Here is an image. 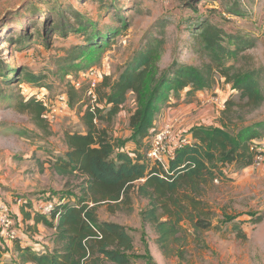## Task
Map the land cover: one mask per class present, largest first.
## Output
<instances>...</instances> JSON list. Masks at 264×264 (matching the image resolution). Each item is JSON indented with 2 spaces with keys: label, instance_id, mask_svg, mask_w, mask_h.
Wrapping results in <instances>:
<instances>
[{
  "label": "rangeland",
  "instance_id": "rangeland-1",
  "mask_svg": "<svg viewBox=\"0 0 264 264\" xmlns=\"http://www.w3.org/2000/svg\"><path fill=\"white\" fill-rule=\"evenodd\" d=\"M55 8L67 17L70 8L77 9L81 17L90 21L91 31L98 29L103 35H109L103 48L91 59H79L75 65L81 68L70 69L73 71L67 72L68 77L61 70V64L68 50L87 45L86 35L50 32L48 39L43 38L44 25L55 15L57 18ZM206 20L220 26L227 34L255 38L256 45L242 53L252 55L253 67H264V0H0V191L23 186V182L32 177L35 178L26 181L27 186L44 187L46 181L43 182L42 173L48 169L46 161H54L65 153V131L86 130L81 114L93 104L89 80L92 72L99 79L98 85L106 76L117 79L134 54L156 42L155 39L162 43L159 63L162 69L169 68L175 61L201 65L203 57L194 50L193 31L198 23ZM69 21L73 23L75 19L69 17ZM21 36H26V40L22 41ZM4 65L16 71L7 81L4 72L9 68L3 70ZM238 65L247 66L243 61ZM29 73L41 75L42 80L39 83L30 80ZM77 80L80 81V101L69 104L52 122L51 134L44 133L33 123L29 113L17 108L21 101L33 97L41 96L48 104L59 101L63 94L70 99L67 91ZM262 82L264 86V75ZM84 87L88 92L82 90ZM189 90L169 94L151 119L153 127L143 139L136 136L130 126L137 102L135 95L129 93L109 126L116 154L136 158V151L156 164L157 159L150 156L151 159L148 153L156 143L163 142L161 134L167 133L165 159L169 163L173 159L171 155L175 158L182 139H190L187 135L193 127L221 126L227 100L238 95L220 76L211 89L199 90L195 95H189ZM239 115L244 117L245 125H260L257 127L260 136L252 142L260 154L250 166L241 167L237 163L222 166V176L202 182L194 195L203 201L199 208L208 211L206 217L193 212L192 220L188 212H184L178 221V216L171 218L161 208L154 212L151 201L136 190L132 191L131 205L116 206L114 211L108 204L98 206L101 220L117 222L133 235V249L127 253L129 264H264V104L254 111H239L235 122H240ZM103 125L107 127L108 123L103 122ZM49 172L53 187L60 181L55 187L60 191L51 188L29 194L41 196L50 191L56 197L65 194L76 200L81 196V178L71 177L66 185V179H57ZM51 194L38 198L45 200L42 204L61 203V199L57 201ZM3 202L11 207L10 202L0 201ZM182 202L188 204L190 199ZM170 206L177 210L174 204ZM189 208L192 210V206ZM12 210L10 230L17 231L18 236L13 239L16 240L20 239L23 228ZM199 218L203 222L197 229L194 224L200 222ZM169 219H172V233L167 240H162L157 222ZM7 234V228L0 224V235L4 236L0 238V247L5 252L9 250V243H15ZM28 236L29 241H36L31 233Z\"/></svg>",
  "mask_w": 264,
  "mask_h": 264
},
{
  "label": "trees",
  "instance_id": "trees-1",
  "mask_svg": "<svg viewBox=\"0 0 264 264\" xmlns=\"http://www.w3.org/2000/svg\"><path fill=\"white\" fill-rule=\"evenodd\" d=\"M56 10L57 18L55 15L43 27V38L48 39L55 32L86 35L87 45L68 50L61 64V70L69 73L81 68L75 65L79 59L94 57L108 42L109 35H103L98 29L91 31L90 21L81 17L77 9H69V17L75 19L73 23L62 10L55 8L54 12ZM50 32L53 33L49 35ZM193 36L194 50L203 57L201 65L175 61L169 68L162 69L159 64L162 43L155 39L156 42L149 43L145 49L134 54L117 79L112 80L106 76L97 86L95 107L91 104L81 114L86 130L65 131L63 140L67 151L52 164L55 171L67 178L66 185H69L71 177L81 178V196L73 203L56 205L50 215H44L41 211L32 215L24 211L26 221L33 219L35 226L43 223L56 230V247L51 252L37 251L29 246L23 247L17 239L15 248L21 263L129 264L127 253L133 249V235L117 222L101 220L98 206L108 204L110 210L114 211L116 206L131 205L132 191L136 190L137 194L151 201V205L155 206L154 212L161 208L171 218L178 216V221L184 212H188L192 220L195 217L193 212L206 217L208 211L199 208L204 204L203 201L194 195L202 182L205 179L214 181L222 176V166L237 163L247 167L254 164L260 153L252 142L260 136L257 129L260 125H245L241 115L238 117L240 122L234 119L239 111H254L264 104V67H253L252 55L242 53L254 47L256 39L227 34L220 26L208 20L196 25ZM25 37L21 36L22 41L26 40ZM240 61L247 66L238 65ZM6 67L8 65L1 68L5 70ZM8 68L4 72L5 81L9 80L13 72L16 74L12 68ZM218 76L224 77L238 95L227 100L222 111L221 126L199 125L189 131L190 135L187 136H190L191 143L177 148L175 158L169 162L168 171L160 163L154 164L136 151V158L125 153L116 154L109 126L127 101L129 93L135 95L137 102V108L130 117V126L135 135L143 139L153 127L151 119L160 104L168 100L171 92L178 93L190 88L188 94L195 95L199 90L213 88ZM28 77L36 83L42 80L41 75L34 73H29ZM15 78L18 79V75ZM82 90L86 91L87 87ZM67 93L71 105L80 101L81 91L72 83ZM17 108L29 113L33 123L44 133L51 134L49 128L52 125L43 117L47 109L43 100L33 97L21 101ZM103 122L108 123V126H104ZM185 198L190 199V203H183ZM170 203L177 210L171 209ZM199 220L194 224L197 229L203 222L201 218ZM171 224L172 219L157 222L162 240H167L172 233Z\"/></svg>",
  "mask_w": 264,
  "mask_h": 264
},
{
  "label": "crops",
  "instance_id": "crops-1",
  "mask_svg": "<svg viewBox=\"0 0 264 264\" xmlns=\"http://www.w3.org/2000/svg\"><path fill=\"white\" fill-rule=\"evenodd\" d=\"M133 149H134V147H133ZM137 149H138V147H137ZM66 151H67V148L65 149L64 152H66ZM64 155H65V153L58 155L56 158H54V161H50V160L46 161V163L48 162L47 163L48 169L44 170V172L42 173L43 182L46 181V183L44 184V187H42L41 185L38 187H35L34 185L27 186L26 181L29 179L35 178V177H32V178H28L27 180H25L22 184L23 186H19L15 189H11V190L9 189L5 192L0 191V201L10 202L11 208L14 209L12 211H15L17 213L18 220L22 222L21 229L23 228L22 229L23 233L20 234V239H18L19 240L18 242L23 247L29 246V247H32L33 250L43 249V251H49V252L53 251L56 247V243H55L56 230L55 229L50 228V227H46L44 224H40V223H38L37 226H35V221L33 219L26 221L25 215L23 214V216H21V214L24 211H28L29 213L34 215V213L37 211L38 207L40 205H42V202L45 201L43 199L38 198V196H40V194L35 193V195H32L29 193L45 192L48 189L50 190L51 188H55L56 186L60 185L59 184L60 181H59L56 184V186L53 187L54 183L50 182L49 177H48L50 175L49 170L52 172V174L54 176L57 177V179L64 178L67 181V178L60 175L52 167L53 162H55L59 157H62ZM50 166H51V169L49 168ZM63 182H64V180H63ZM46 186H49L50 188H48ZM5 188L8 189L7 187H5ZM57 190L60 191L59 189H57ZM57 190L55 188L54 191L58 192ZM50 194H51V192L49 191V192L44 193L42 195H49L50 196ZM42 195L40 196V198L42 197ZM51 196L54 197V199H56V200L61 199L60 202L66 200V202L73 203L76 201L75 197H72V196L69 197L65 194H62V195L59 194L60 197H56L55 195H52V194H51ZM30 233L32 234L33 239H35L36 241H33V240L29 241L30 237L28 235ZM39 233H41L42 235H39ZM0 238H4V236L0 235ZM1 242L2 241L0 239V244H1ZM8 245H9V250L7 252L3 251L0 247V264H16V262H17V264L18 263L19 264H34L33 262L21 263L20 258H19V252L15 248L16 241H15V243L12 242V243H9Z\"/></svg>",
  "mask_w": 264,
  "mask_h": 264
},
{
  "label": "built area",
  "instance_id": "built-area-1",
  "mask_svg": "<svg viewBox=\"0 0 264 264\" xmlns=\"http://www.w3.org/2000/svg\"><path fill=\"white\" fill-rule=\"evenodd\" d=\"M89 80L91 82V88L93 89V92L91 94L92 95V99H93V107H95V103L98 99L97 93H96V88L98 86L99 83V79L98 77H96L94 75V72L91 73V76L89 77ZM72 84L75 86V88H79L80 86V81H73ZM90 85V83H89ZM89 88V86H88ZM88 88H87V92H88ZM39 96V95H38ZM38 99H42V97H38ZM69 99H67L66 95L63 94L62 96L59 97V101H52L50 104L45 103V105L47 106L46 111L43 114V117L49 121L50 124H52V122L59 117L62 113L65 112L66 108L69 106ZM169 128V127H168ZM169 130L171 131V128H169ZM167 133L161 134L160 139L163 140L162 143L158 142L156 143L152 149L151 152L148 153L149 157H155L156 163H160L162 165V167L168 171L169 169V163L166 162L165 159V154L167 153V147H166V142H167V137L168 135H166ZM188 140H190V142H188ZM182 139V145H185L187 143H191V139ZM150 157V158H151ZM170 158L174 159V155H171ZM152 159V158H151ZM42 207V209L40 210V207L38 208V211L41 212H46V213H51V211L54 209V207L56 206L55 203H53V201L48 202L47 204H42L40 205ZM11 207L6 204L5 202L0 203V224L4 227L7 228V235L9 236L10 239H12V241H15L13 239H15L18 236V233L16 230L12 231L10 230V226L13 223L11 215L12 212L10 211ZM4 235V234H3Z\"/></svg>",
  "mask_w": 264,
  "mask_h": 264
},
{
  "label": "clouds",
  "instance_id": "clouds-1",
  "mask_svg": "<svg viewBox=\"0 0 264 264\" xmlns=\"http://www.w3.org/2000/svg\"><path fill=\"white\" fill-rule=\"evenodd\" d=\"M168 170H169V169H168ZM61 203H62V202H61ZM55 204H56V203H55ZM59 204H60V203H59ZM56 205H58V204H56ZM16 240H17V239H16ZM16 240H15V241H16ZM36 250H37V251H39V250H43V249H39V250H38V249H36Z\"/></svg>",
  "mask_w": 264,
  "mask_h": 264
}]
</instances>
